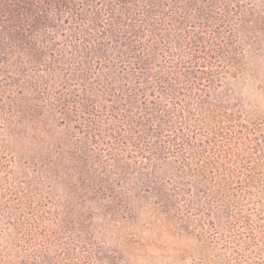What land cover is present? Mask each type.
Masks as SVG:
<instances>
[{"label": "trees", "instance_id": "16d2710c", "mask_svg": "<svg viewBox=\"0 0 264 264\" xmlns=\"http://www.w3.org/2000/svg\"><path fill=\"white\" fill-rule=\"evenodd\" d=\"M241 3L0 0V137L37 134L55 118L101 164L107 156L133 171L186 227L209 229L224 246L264 245L255 232H264L262 201H252L263 184L253 179L264 167L263 130L222 91L242 57ZM63 159L51 171L58 182ZM73 172L81 187L95 181ZM20 189L0 179V264H104L68 203L62 217L49 198Z\"/></svg>", "mask_w": 264, "mask_h": 264}, {"label": "rangeland", "instance_id": "374dc122", "mask_svg": "<svg viewBox=\"0 0 264 264\" xmlns=\"http://www.w3.org/2000/svg\"><path fill=\"white\" fill-rule=\"evenodd\" d=\"M241 5L243 14L249 16L246 24L237 27L242 57L237 69L222 81V91L264 134V0H242ZM37 132L24 130L17 137H0L10 149L3 154L11 169L8 176L0 173V179L20 186V191L27 192L20 194L24 198H49L51 208L62 217L68 203L73 208L75 231L84 228L91 234L92 246L104 264H264L262 239L258 245L224 246L209 229L200 233L186 227L182 217L165 211L143 190L133 171L107 156L103 157L106 164H101L102 155L97 158L81 134L60 126L57 119L39 124ZM72 154L76 159L69 158ZM62 156L58 182L51 171ZM116 158L122 155L117 153ZM75 166L95 178L89 187L76 183ZM255 178L263 184L252 190V201H262L257 207L264 212V167L256 171ZM255 232L258 238L264 237L260 228Z\"/></svg>", "mask_w": 264, "mask_h": 264}]
</instances>
